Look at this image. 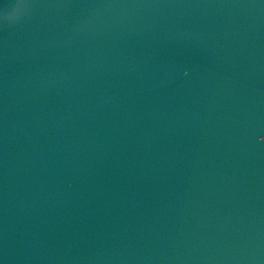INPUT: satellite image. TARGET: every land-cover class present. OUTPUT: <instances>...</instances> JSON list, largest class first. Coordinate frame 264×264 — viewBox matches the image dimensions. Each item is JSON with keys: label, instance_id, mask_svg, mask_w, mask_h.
I'll list each match as a JSON object with an SVG mask.
<instances>
[{"label": "water", "instance_id": "95a60500", "mask_svg": "<svg viewBox=\"0 0 264 264\" xmlns=\"http://www.w3.org/2000/svg\"><path fill=\"white\" fill-rule=\"evenodd\" d=\"M0 264H264V0H0Z\"/></svg>", "mask_w": 264, "mask_h": 264}]
</instances>
